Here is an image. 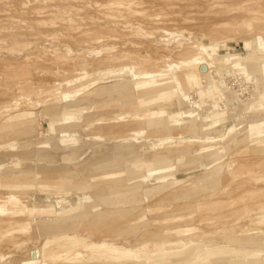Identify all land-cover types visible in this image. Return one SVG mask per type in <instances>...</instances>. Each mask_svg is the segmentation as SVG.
Listing matches in <instances>:
<instances>
[{
  "label": "rangeland",
  "instance_id": "374dc122",
  "mask_svg": "<svg viewBox=\"0 0 264 264\" xmlns=\"http://www.w3.org/2000/svg\"><path fill=\"white\" fill-rule=\"evenodd\" d=\"M0 1H4L0 2V127L8 124L19 126L33 119L34 123L28 127L35 126L36 122L44 131L61 117L62 105L83 97L84 89L75 84L69 87L68 84L79 76L93 81L88 88L91 92L99 85L119 82H123L125 88L134 89L141 80L154 84L153 87L161 86L154 91L156 93L171 92L169 96L154 99V104L148 108L157 112L151 117V128L129 123V114L121 111V106L103 110L100 100L96 99L90 104L93 113L83 117L80 127L56 131V139L49 143L43 134L12 137V130L5 129L0 137V185L14 186L17 182L15 178L26 174L30 177L25 180L33 185L26 191L0 188V200L13 196L22 203L9 208L23 211L28 206V197L32 196L33 202L39 205H53L57 200L73 204L75 195H58L56 184H51L50 190L37 185L42 171L63 168L87 179L88 186L84 191L88 199L97 202L99 207L90 210L72 208L65 215L67 221L61 224H70L71 218L78 214L84 213L89 218L96 210H107L101 201L91 197L90 185L104 172L102 163L108 165L115 159L119 163L117 168L112 166L113 170L108 171L118 173L122 180L118 178L115 181L123 184L111 203L140 205L147 210L149 220L157 210L169 207V198L165 199V205H156L158 199L165 198L167 191L186 187L200 172L217 165L221 167L219 177L224 176V179L214 190H226V199L208 208L193 210L188 216L191 220L181 226L195 229V233L208 223L212 233L217 232L216 227L222 223L244 222L247 206L264 199V190L258 189L264 186V152L253 151L258 143L264 141V73L259 71V67L263 70L264 64L253 61L256 71L248 74L242 66L232 71L225 70L221 63L208 65L205 62L201 65L182 61L194 53L196 46L206 49L217 61L264 58V0H221L218 4L203 0L202 4L189 8H184V0ZM115 1L133 2L138 17L121 19L122 24L118 28L124 32L114 33L119 36L112 39L113 43L111 40L100 46L82 42L81 39L88 36H82V30L90 31L95 25L105 23V15L96 9V5ZM189 2L195 3L196 0ZM165 6L168 8L164 9ZM69 19L82 23L81 30H69L66 26ZM134 31L135 34H132ZM16 36L19 40H15ZM31 36L36 38L30 39ZM61 39L63 45L60 44ZM32 54L34 57L31 58ZM155 63L165 68L153 67ZM200 65L206 68L210 77L197 91L205 93L208 81L218 78L222 79L227 95L216 92L212 99L204 96L200 100L201 94L183 86L181 76L184 71L193 72ZM161 79L166 82L155 85ZM63 91L68 93L62 95ZM172 102L176 106L168 108V113H162L170 117L165 122L160 111ZM252 104H258L260 111L251 112ZM158 116L162 122L156 126ZM147 120L148 117L144 119L145 122ZM164 127L170 128V131ZM239 138H247L248 141L235 147L232 139ZM56 142L58 144L52 145ZM44 145L54 148H42ZM18 146L21 149L15 151ZM204 147L213 150V158L205 157ZM39 156L46 159L42 161ZM137 167L139 171L128 177V171ZM187 171L190 174L186 176L184 173ZM177 178L179 182L173 184ZM244 183L249 184L237 186ZM159 187L163 191L147 197L149 191ZM231 210L234 211L232 214ZM25 213L18 216V223L0 221V264H23L30 260L35 249L41 252L38 256L40 260L35 261L38 264H61V260L44 255V246L50 237L32 238L28 230L24 233L15 230L21 224L29 223ZM85 220H81L79 226ZM86 258L87 254L82 256V259Z\"/></svg>",
  "mask_w": 264,
  "mask_h": 264
},
{
  "label": "bare ground",
  "instance_id": "6f19581e",
  "mask_svg": "<svg viewBox=\"0 0 264 264\" xmlns=\"http://www.w3.org/2000/svg\"><path fill=\"white\" fill-rule=\"evenodd\" d=\"M184 1V8H189L193 5L202 4V2H204L203 0H196L195 3L189 2V0ZM219 1L221 0H206L207 3L215 2L216 4H218ZM13 2H15V0ZM78 2L80 3V1ZM36 3L40 4L38 1ZM168 6H165L166 8L164 7V9H167ZM12 9L13 8H11V10ZM59 9H61V7ZM96 9L99 12L104 13L105 23L95 25L94 29H91L90 31L82 30L81 33L84 34L82 36H86L87 34L88 36L83 37L81 41L100 46H104L112 39L118 38V34L124 32L118 28V26L122 24L121 19L123 17L127 16L134 18L139 14L133 2L126 3L115 1L107 4L101 3V5H96ZM151 9L153 8L151 7ZM150 11L152 12V10ZM50 15L53 16V14ZM152 15L153 14H151V16ZM101 16L103 15L101 14ZM52 21L55 20L53 19ZM74 22L75 21L72 19L67 21L66 26L69 30H81L82 23ZM42 24H44V22ZM62 27H64V25ZM51 31L53 30L51 29ZM141 31L142 30H140V32ZM142 33L143 31L141 34ZM132 34H135V31ZM15 35H17V33ZM32 37L33 36H31L30 39ZM35 38L33 37L32 39ZM54 38H56V36ZM37 39L40 38L37 37ZM15 40H19V38ZM60 44H62V39ZM32 57H34V55L31 56V58ZM182 61L185 64H188L186 63L188 61L198 62L201 65L205 62H207L208 65H217L221 63L224 65L225 70L232 71H234L235 68L242 66L243 70H245L248 74L256 71L252 65L253 61L264 64L263 57L230 58L224 61H217L206 51V49L198 46L194 48V53L191 56L183 58ZM201 65L198 70L193 72L190 70L184 71L181 76V83L183 86L191 90H196L197 94H201L200 100H203L204 96L212 99L216 92L227 95V89L223 85L222 79L218 78L217 80L208 81V84L205 87V93H203V91H197L198 88H202V83L207 81L210 77V74H206V68L201 67ZM154 66L160 69L165 68L164 65L159 63L153 64V67ZM259 71L264 73V68L263 70H260L259 67ZM164 82L166 81L161 79L159 80V83L155 85L159 86ZM68 84L69 87L75 84L77 87L84 89L85 92L82 98L74 99L73 101L62 105V115L56 120V122L49 124L47 128H44V131L41 130L40 124L36 122L35 126L28 127L34 123L33 119L22 122L19 126L8 124L0 127V137L3 136L5 129H11L13 132L12 137L14 135L20 137L25 134L31 135L30 137H34L38 134H43L46 142L49 143L56 139V131H66L72 127H80L83 123V117L93 113V109L90 107V104L96 99L100 100V107H102L103 110H110L117 106H121V108H123L121 111L129 114V123H133L135 126L139 127L146 126L147 128H151L153 126V120L151 117H153V115H157V112L148 108L152 107L154 99H158L166 95L169 96L171 94V92L156 93L154 91L161 86L153 87L152 85L154 84H147V82H143L142 80L135 84L134 89L125 88L124 83L119 82L115 85H99L93 92L88 91V88L91 87L93 81L85 77L79 76L74 82H70ZM67 91H63L62 95L69 92ZM39 100L41 99L39 98ZM21 102L23 101L21 100ZM262 104L264 105V103ZM174 106L176 105L172 102L168 104L166 108L161 109L160 114L163 115V120H165V122H168L170 117L168 114L164 115L162 113H168V108H172ZM254 111H260L258 104H252L251 112ZM146 117H148V120L145 122L144 119ZM161 122L162 119L158 116L156 119V126H159ZM164 128L168 132L170 131V128ZM247 141V138L232 139L235 147H239ZM56 144L58 143L56 142L52 145ZM41 147L54 148V146L50 147L45 145ZM19 149H21V147L17 148L15 151ZM202 151L206 153L205 157L207 159H210L211 157L213 158L215 155L214 152H211L213 150H211L210 147H204L202 148ZM253 151L264 152V141L258 143ZM44 153L46 154L47 151H44ZM39 158L42 161L46 159L45 156H39ZM118 164L117 159L110 162L108 165H106V162H103L101 168L105 169L104 172L99 174V178L90 185L92 188L91 197L101 201L102 205L108 208L107 210H96L89 218H87L84 213L78 214L71 218L72 221L70 224H61V222L67 221V216L65 215L72 208L90 210L97 209L99 206H97V202L92 200L90 201L88 199V195L86 194L87 192L84 191V188L88 186L87 179L79 178L76 176V173L66 172L62 170L63 168H59L57 170L49 172L42 171L39 173L41 180L37 182V185L41 189L50 190L51 184H56L58 195H75L73 204L57 200L53 205H39L33 202L34 197L32 196L28 197V206H26L23 211H20L9 208V206L22 205V203L16 200L13 196H9L6 200H0V217H2L0 218V221L7 220L16 221V223H18V216L26 212L29 223L23 225L21 224V226L15 230L20 233H24L28 230L32 238L50 237L44 246V255L46 257L61 260V264H264V199L257 200L254 203L252 202L247 206L248 212L246 213V220H244V222L234 221L231 223H222L220 226L216 227L217 232L215 231L211 233L210 228L208 227L210 225L209 223L197 233H195V229H184L181 226L182 224L187 223L188 220H191L188 216L197 207L208 208L210 205H214L217 202L220 203L225 201L227 191L224 190L221 192H215L214 190L224 179V176L219 177L221 167L217 165L211 170L200 172L198 175L199 177H194L193 181L186 187L179 189L174 188L171 191H167L165 198L158 199L156 201V205L160 206L164 204L165 199L169 198V207L166 210H157V212L149 220L147 217V210L141 208L140 205L126 206L123 204L118 205L111 203L113 196H115V194L120 190L119 186L123 183L115 181V179L120 178L117 176L118 173H113L108 170H113L112 166L117 168ZM17 167L21 168L20 165H17ZM137 171H139V167L129 170L128 177L132 176ZM188 174H190V171L184 173L186 176ZM29 177L30 175L27 174L22 175L15 178L17 182L14 186L0 185V188H18L24 191L29 190L33 186L30 182L25 180ZM119 180L121 181L122 177ZM178 182L179 178H177V181L173 182V184ZM247 184L249 183L238 184L237 186L244 187ZM263 188L264 186L258 187V189L261 190H264ZM158 191H163V189L159 187L158 189L151 190L147 193V197L151 198L154 194L158 193ZM232 212L234 211L231 210V214ZM84 219L86 220L83 221L82 224L80 223L81 225L79 226V222ZM85 254H87V258L82 259V256ZM38 256H41V252H38V249L37 251L35 249L31 253L30 260L24 262L23 264H38V262H35L40 260Z\"/></svg>",
  "mask_w": 264,
  "mask_h": 264
}]
</instances>
